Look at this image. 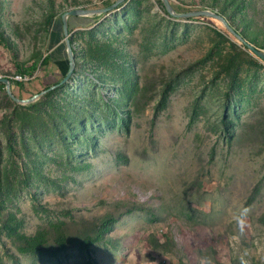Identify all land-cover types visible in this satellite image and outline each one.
I'll return each mask as SVG.
<instances>
[{
	"label": "rangeland",
	"instance_id": "rangeland-1",
	"mask_svg": "<svg viewBox=\"0 0 264 264\" xmlns=\"http://www.w3.org/2000/svg\"><path fill=\"white\" fill-rule=\"evenodd\" d=\"M115 1L0 0V76L35 65L22 88L12 85L20 98L61 80L65 40L49 17ZM251 1L245 14L264 39V0ZM170 2L179 12L224 8ZM73 23L74 74L27 111L37 119L24 127L0 90V200L18 224L11 235L0 219V264H264V62L217 23L173 18L158 0ZM88 43L114 50L98 61ZM60 113L78 123L91 113L94 141L65 147L59 131L76 133ZM57 120L56 136L46 134ZM107 214L118 221L92 257L70 248L43 263L20 251L21 236L39 230L54 243L50 223L74 237Z\"/></svg>",
	"mask_w": 264,
	"mask_h": 264
},
{
	"label": "trees",
	"instance_id": "trees-1",
	"mask_svg": "<svg viewBox=\"0 0 264 264\" xmlns=\"http://www.w3.org/2000/svg\"><path fill=\"white\" fill-rule=\"evenodd\" d=\"M161 4V0H158ZM224 3V8L219 11L220 14H222L224 17H226V19L229 21V23L231 24L232 27L235 28L236 31H238L247 41H249L250 43L254 44L256 47L260 48V49H264V39L260 38V34L258 31H256L254 28H252V19H249L246 16V9H248V7L251 6V4L253 3V1L251 0H222ZM163 6V4H162ZM172 6L175 9H178L179 6H176L175 4L172 3ZM164 8V6H163ZM165 10V8H164ZM166 12V10H165ZM58 15H51L49 17V26L51 25V29L53 32V37L54 39H56L55 36L58 35L60 36V33L64 36L63 33V24H62V19L59 18L58 20H56ZM91 19H95L97 20V18H87V20L93 21ZM56 20V21H55ZM216 23V22H215ZM85 25V24H83ZM73 27L74 25H71V29L70 31L73 32ZM214 30L219 33L221 36H224L226 38V35L223 34V32H221L219 29L214 28ZM50 32V33H52ZM57 32V33H56ZM0 36H2L1 31H0ZM58 40V39H57ZM72 44H74V39L73 37L71 38ZM231 45L233 48H237L239 47L236 42H231ZM90 52L95 51L98 54H102L103 55H99L96 56V60L98 61H102L106 58L105 53H108V51H113L114 49L112 47H109L108 50H103L104 47L102 44L100 43H96L93 45V43H88V47H87ZM61 50V47L59 48ZM66 49V48H65ZM87 49V50H88ZM75 53H77L76 49H74ZM66 53V52H65ZM89 56L92 55L91 53L88 54ZM67 56V53H66ZM57 58V56L55 57ZM54 58V59H55ZM52 60V55L47 54L43 61L42 64L43 65H47L50 63V61ZM235 64L231 65V67L229 68V66H226V69L229 71H232L233 67ZM237 66V65H236ZM235 66V67H236ZM234 67V68H235ZM68 68H69V61H68ZM35 70V65L32 64L31 66H26V63L23 62H18L17 63V71L16 73H23V74H33ZM68 71V70H67ZM14 75V74H13ZM65 75H63L64 77ZM61 80L56 81L55 83L51 84H57L59 83ZM16 82V85L19 87H23V83L22 82H17L12 80V85L13 83ZM50 85V86H51ZM49 86V87H50ZM48 87V88H49ZM64 86H59L56 89H53L49 92H47L42 98H40L38 101L27 105V106H22L17 104L16 102H14L7 94H6V100L8 102V104L12 107V109L14 110L13 114L15 115V117H17L18 119L22 120V125L25 127L27 126V122H29L30 120L32 121L33 119H37L36 116H30L27 117L28 112L30 109L35 108V106H41L43 105V103H45L47 100L50 99L51 95H54L57 90H59L60 88H62ZM5 89V84L0 83V90H4ZM119 102L121 103H127V101L124 98H120L118 99ZM52 109L55 110L54 107H52ZM91 114V113H88ZM87 114V115H88ZM31 115V114H30ZM60 115L63 117H61L62 121L64 123L67 124L68 126V130L75 132V136H71L68 133L64 132V130L59 131L60 128V121H55V123L53 124L54 128L52 129H48L45 133L48 134H52L53 136H56V131H59V141L65 146V147H70L72 141H77L79 143H91L94 141L93 137H94V133L90 130V123H91V118L88 119L87 115L82 118L78 123L77 122V117L72 116V114H61ZM39 117V116H38ZM87 117V118H86ZM41 118V117H39ZM79 127H77L78 124ZM93 125H95V127L97 126V121L92 120ZM100 128V127H98ZM12 135L10 134V137ZM79 145V144H78ZM1 153V151H0ZM0 172H1V168H0ZM0 184H1V173H0ZM4 207L3 204L0 200V219L2 220V226L4 229H6L8 231L9 234L11 235H18V224L15 223H11L12 222V217L10 218L9 215L7 216L4 212ZM118 218L114 215L111 214H107L105 216H102L101 218L97 219L96 221H94L90 228H82L81 231L79 233H77V235H75L74 237H70L69 234H67L66 232H64L63 227L61 226V224H59V228L58 231L56 230L58 228V225H53V223H50L49 228H48V232H53L54 235V243L50 242L48 239V234L39 230L34 236L31 237H27V236H21L22 240H23V244H20V251L24 252V253H28V254H32L33 256H36L40 261H42L43 263L47 262V261H56L59 260L62 254H64L65 252H68L70 250V248H74L77 249L80 253H87L89 255V257H92L91 254L93 253V248L97 243L103 242L105 240V238L107 237V235L113 231L115 224L117 223ZM159 246L161 245L160 243H158ZM62 253V254H61ZM61 254V255H59Z\"/></svg>",
	"mask_w": 264,
	"mask_h": 264
},
{
	"label": "water",
	"instance_id": "water-1",
	"mask_svg": "<svg viewBox=\"0 0 264 264\" xmlns=\"http://www.w3.org/2000/svg\"><path fill=\"white\" fill-rule=\"evenodd\" d=\"M124 1L125 0H116L111 5L101 8H72L70 10L65 11L61 16L62 24H63L65 48L69 61V68L65 76L61 79L59 83L51 85L49 88L42 90L41 92L36 93L29 98H20L16 96L12 90V79L10 77H0V83L5 84V90L8 96L18 104L27 105L36 102L38 99L41 98V96H43L47 92L68 82L73 76L77 65L76 53L74 51V46L71 41V31H70L71 25L75 24L73 23L74 19L79 20L80 18H84V17H96L106 13H110L116 8H118L120 4L123 3ZM161 2L166 10V13L173 18L176 19L201 18L207 21H212V22L215 21L218 26L223 28L228 34L232 35L238 42L246 46V48H248V50L252 54H254L256 57H258L264 62V50L248 42L238 31L235 30L234 27L231 26V24L226 19V17L220 14L217 10L204 8V9H198L187 12H179L174 9L170 0H161Z\"/></svg>",
	"mask_w": 264,
	"mask_h": 264
},
{
	"label": "built area",
	"instance_id": "built-area-1",
	"mask_svg": "<svg viewBox=\"0 0 264 264\" xmlns=\"http://www.w3.org/2000/svg\"><path fill=\"white\" fill-rule=\"evenodd\" d=\"M2 77V76H0ZM10 78L14 81H17V82H25L29 79H32L31 77H29L28 74H23V73H16L12 76H10Z\"/></svg>",
	"mask_w": 264,
	"mask_h": 264
},
{
	"label": "crops",
	"instance_id": "crops-1",
	"mask_svg": "<svg viewBox=\"0 0 264 264\" xmlns=\"http://www.w3.org/2000/svg\"><path fill=\"white\" fill-rule=\"evenodd\" d=\"M57 33V32H56ZM56 37V40L58 39L57 38V36H55ZM55 40V41H56ZM58 41V40H57ZM56 41V44H55V47L57 48V49H59L61 46H59V43ZM61 50L59 49V53L60 54H58V57H57V60L59 61V59H61L62 57H61V52H60ZM57 56V55H56ZM59 58V59H58ZM58 61H56V62H58Z\"/></svg>",
	"mask_w": 264,
	"mask_h": 264
},
{
	"label": "bare ground",
	"instance_id": "bare-ground-1",
	"mask_svg": "<svg viewBox=\"0 0 264 264\" xmlns=\"http://www.w3.org/2000/svg\"><path fill=\"white\" fill-rule=\"evenodd\" d=\"M215 22V21H214Z\"/></svg>",
	"mask_w": 264,
	"mask_h": 264
}]
</instances>
